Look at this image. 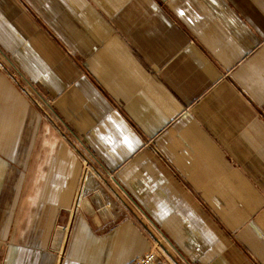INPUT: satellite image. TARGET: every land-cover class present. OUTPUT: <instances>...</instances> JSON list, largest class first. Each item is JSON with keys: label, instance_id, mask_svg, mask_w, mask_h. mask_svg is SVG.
Here are the masks:
<instances>
[{"label": "crops", "instance_id": "0c3cea01", "mask_svg": "<svg viewBox=\"0 0 264 264\" xmlns=\"http://www.w3.org/2000/svg\"><path fill=\"white\" fill-rule=\"evenodd\" d=\"M264 264V0H0V264Z\"/></svg>", "mask_w": 264, "mask_h": 264}, {"label": "built area", "instance_id": "2783aa9c", "mask_svg": "<svg viewBox=\"0 0 264 264\" xmlns=\"http://www.w3.org/2000/svg\"><path fill=\"white\" fill-rule=\"evenodd\" d=\"M167 255V252L162 246V241L154 239L149 251L128 264H171Z\"/></svg>", "mask_w": 264, "mask_h": 264}]
</instances>
